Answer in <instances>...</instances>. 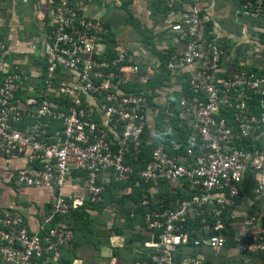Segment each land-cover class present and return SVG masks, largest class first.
Here are the masks:
<instances>
[{"label": "built area", "instance_id": "2783aa9c", "mask_svg": "<svg viewBox=\"0 0 264 264\" xmlns=\"http://www.w3.org/2000/svg\"><path fill=\"white\" fill-rule=\"evenodd\" d=\"M231 1L247 22L234 47L249 45V62H234L227 40L207 28L213 17L203 0H165L157 35L168 32L172 44L141 63L125 47L109 50V28L72 0L47 1L42 50L30 61L6 58L0 35V158L18 162L16 185L51 191L34 229L20 214L0 213V264L56 256L74 233L55 220L101 202L109 181L149 186L140 203L153 208L142 222L157 241L132 264L264 256V25L249 22H264V0ZM160 70L165 77L150 87ZM142 144L152 146L144 164ZM252 204L260 206L253 214Z\"/></svg>", "mask_w": 264, "mask_h": 264}, {"label": "crops", "instance_id": "0c3cea01", "mask_svg": "<svg viewBox=\"0 0 264 264\" xmlns=\"http://www.w3.org/2000/svg\"><path fill=\"white\" fill-rule=\"evenodd\" d=\"M203 1L204 9L213 17L208 23L209 28L215 30L218 37L227 40L231 45L239 41L240 35L234 38L236 39L234 41L235 32L230 30L235 25L240 34V30L247 23L239 12L238 4L231 0ZM72 2L81 14L99 18L105 23L114 45H118L117 42L127 44L142 40L140 48L146 55L140 58L141 53L136 52L138 57L135 56V60L138 63L151 59L155 54V46L165 47L172 44V36L168 32L161 36L157 35L163 31L167 22L165 17L167 11L163 5L165 0H72ZM46 6L47 0H20L18 5L15 0H0V35L8 43L6 58L15 57L30 61L39 55L42 50L40 40L44 34L42 21ZM132 23L138 25L137 28L131 25ZM145 30L150 35L145 33ZM147 35L151 37V45L143 41ZM23 47L28 50L26 53L21 52ZM18 165L16 160L0 158V213L10 211L20 214L29 229H34L48 209L51 191L16 185L14 170ZM75 176L72 174V179ZM110 182L112 181L107 182L103 188L104 200L100 207L89 211L86 218L80 220L75 217H64L57 221L59 224L71 226L74 231L72 241L68 246L61 248L56 256L39 259L35 264H132L136 257H143L141 254L143 247L137 244L140 242L129 241V238L131 235L148 237L152 233L136 222L131 223L132 228H123L124 205L112 200L113 194L122 200L125 198L126 188L131 192L132 187L122 184L116 188L110 185ZM77 185L82 186V181ZM71 186L73 190L78 188L75 179L71 181ZM106 186L108 189L105 190ZM145 188L149 190V186L145 185ZM157 189L165 190L163 186ZM113 202H116L120 209L113 208L115 205L110 206ZM113 228L121 231L116 234ZM249 262L243 260V264Z\"/></svg>", "mask_w": 264, "mask_h": 264}, {"label": "trees", "instance_id": "16d2710c", "mask_svg": "<svg viewBox=\"0 0 264 264\" xmlns=\"http://www.w3.org/2000/svg\"><path fill=\"white\" fill-rule=\"evenodd\" d=\"M48 1V0H47ZM156 9V8H155ZM128 20H130V17H128ZM131 21V20H130ZM250 22V25L252 24H255V25H257V26H263L264 25V22H261L260 20H252V21H249ZM131 25H133V26H138V25H136V24H131ZM210 27V25L209 24H207V28H209ZM137 28V27H136ZM145 33H148V35H150V33L149 32H147L146 30H145ZM145 36L144 37V39H143V41L145 42V43H148V44H150L151 45V43H150V36ZM258 39H259V44H264V33H260L259 35H258ZM105 43H106V45H107V48L110 50L113 46H114V41H113V39H112V36L111 35H108L106 38H105ZM225 46L227 47V48H229V49H231L230 47H231V44L230 43H228V41H226V43H225ZM244 46V49L246 50V49H248L250 46L249 45H243ZM239 48H241L240 46L239 47H237L236 49H235V57H234V62H237V58L238 57H241V53H242V51H240L239 50ZM108 50V51H109ZM152 51H154V48H152L151 49ZM244 50V51H245ZM243 51V52H244ZM156 55H157V57H158V60L161 62V64H162V62L164 61V55L162 54V53H160V52H156ZM242 58V57H241ZM242 60H244V59H242ZM161 75H163L164 77H165V73H164V71H162L161 72V70H160V72H157V73H155L154 75H153V78L150 80V82H149V86L150 87H155V86H157V85H159L160 84V79H159V77L161 76ZM180 95V93H177V92H173L172 94H170L168 97H169V99H170V101L172 102L171 104H170V108L172 109V107H173V102L175 101V99L178 97ZM152 149V146H145L144 144H142L141 145V147H140V152H139V154H140V156H139V161L142 163V164H144L146 161H147V159H148V155H149V152H150V150ZM110 185H113L114 187H116V188H118V187H121L122 186V184H120V183H116V182H110L109 183ZM109 185V186H110ZM124 185H127L128 187H132L131 188V192H129V191H127L129 188H126V194H124L125 195V198H123L120 202H121V204L122 205H124L123 206V213H124V225H123V228H132V222H136V223H138L140 226H142V227H144V225H143V222H142V217H143V214H144V212L147 210V209H149L150 207L151 208H153L152 206H150V205H142L140 202H141V195L142 194H144V193H146V188H145V185H144V187H143V185H142V183L141 182H139V184H138V186L137 187H133L132 186V184H131V182L130 183H128V184H124ZM123 185V186H124ZM252 185H253V182H252V179L250 178V177H248L246 180H245V182H244V196H243V199L245 200V198L246 197H248L249 196V190H250V188L252 187ZM106 189H108V186H106L105 187V190ZM106 192V191H105ZM107 194L109 195V196H111L110 195V193H108L107 192ZM164 194L166 195L167 193H166V190H165V192H164ZM178 194V193H177ZM109 198H111V197H109ZM103 200H104V193H102V201L101 202H99L98 204H95L91 209H89V210H84L83 208H80V209H78V210H76V211H73V212H71V213H69L68 215H66L65 217H75V219L76 218H80V220L81 219H83V218H86L87 216H88V212L89 211H92V210H95V209H98L99 207H100V205L102 204V202H103ZM131 201L132 202V204L134 205V208H133V211L131 212L130 211V209L127 207L128 206V202L127 201ZM254 210H257V211H259L260 210V206H257V205H255V204H252L250 207H249V209H248V212L249 213H254L253 211ZM64 218V217H63ZM60 219H62V218H59V219H56L55 220V222H57V221H59ZM260 220H261V226H263L264 227V217H260ZM67 227L68 228H70L71 230H72V228H71V226L69 227L68 225H67ZM145 228V227H144ZM113 230H114V232L116 233V234H118L120 231H121V229H116V228H113ZM72 232L74 233V231L72 230ZM232 232V231H231ZM231 232L229 231V233L228 234H231ZM157 233L156 232H152V235L151 236H148V237H146V236H130V238H129V241H132V240H137V241H139L140 243H137L138 245L140 244L141 246L146 242V243H148V242H156L157 241ZM231 245V243L229 242L228 243V246H230ZM220 254V253H219ZM144 257V256H143ZM215 259H216V261H217V264H230L231 263V261L233 262V260L232 259H229V260H231V261H229V260H227L226 258H224V254L223 253H221L220 255H215ZM244 259H246V260H248V261H250L249 262V264L250 263H254V264H260L261 263V261L262 260H264V256H257L256 257V255H250V256H248V257H246V258H244V257H242V258H240V260L239 261H237V262H234V263H232V264H243V260ZM260 262V263H259ZM207 264H211L210 262H208Z\"/></svg>", "mask_w": 264, "mask_h": 264}, {"label": "rangeland", "instance_id": "374dc122", "mask_svg": "<svg viewBox=\"0 0 264 264\" xmlns=\"http://www.w3.org/2000/svg\"><path fill=\"white\" fill-rule=\"evenodd\" d=\"M19 1L20 0H15V3L18 5L19 4ZM14 2V1H13ZM226 22H228V21H226ZM231 32H235V35H234V37H233V39L234 38H236L237 36H239V31H238V29H237V27L234 25L231 29ZM236 39H234V41H235ZM142 41V40H141ZM141 41H139V40H136V41H132V42H127V44L126 43H120V42H117V44L119 45V46H122V47H125V48H127L128 49V51H129V54L131 55V56H136V52H139V53H141V58H144V56L146 55V54H144V53H142V49L140 48L141 47ZM233 41V40H232ZM239 41H237V42H233L232 43V45H231V47L230 48H232V54L233 55H236L234 52H235V47H234V45L236 44V43H238ZM134 43H135V45H134ZM241 48H239V50L240 51H242V53H241V57L243 58V59H245V61L247 62H249V60H248V58H246L245 56H244V46L243 45H241L240 46ZM28 50H26V48H22L21 49V52H23V53H26ZM110 199V198H109ZM112 200H116V202H117V204H121V200L119 199V198H117V197H115V194H113V196H112ZM116 202L114 203H112V204H110V206H114L113 208H115V209H120V207L118 206H116L117 204H116ZM109 209H111L110 207H109ZM112 210V209H111ZM113 211V210H112ZM114 212V211H113Z\"/></svg>", "mask_w": 264, "mask_h": 264}]
</instances>
